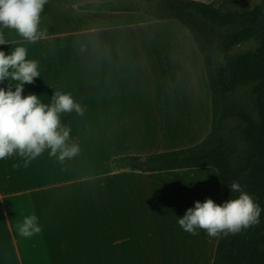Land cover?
Returning <instances> with one entry per match:
<instances>
[{"label": "rangeland", "instance_id": "374dc122", "mask_svg": "<svg viewBox=\"0 0 264 264\" xmlns=\"http://www.w3.org/2000/svg\"><path fill=\"white\" fill-rule=\"evenodd\" d=\"M258 1L237 0L236 7L249 9ZM61 3L63 6L60 2L47 1L40 14L38 31L54 33L53 37L45 40L41 36L35 43L25 39L13 42L22 38L14 29L0 34L10 41L0 45V51L7 55L17 46H23L27 49V59L38 61L39 76L32 84H23L22 96L35 94L45 104L50 103L54 92L64 90L63 82L67 90L76 88L82 81L93 80V72L76 71V66L73 71L70 68L67 72V66L65 72L62 70L65 60L92 56L89 43L80 49H63L62 44L68 38L60 35L62 31L76 27L88 30L93 26L87 19L76 24L72 17H64L67 2ZM157 21L156 25L145 26L134 20L141 24L134 30L139 28L149 33L152 46L148 57L151 61L155 59L150 64L151 70L140 74L141 79L121 86L122 89L130 87L129 91L141 99L135 106L139 112L94 113L87 110L90 107H82V115L62 113L61 125L71 128L66 143L79 146L74 157L61 163L49 157L46 149L26 169L13 168L20 160L18 156L0 160V201L3 200L5 209L3 218L0 213V232L1 219L3 222L5 219L3 227L8 225L13 233L21 264H125L130 260L132 264H210V244H206V256L199 254L200 248L205 247L202 236L207 232L197 229L198 234L193 236L185 232L177 220L198 198L201 202L211 198L222 204L214 168L160 172L146 179L137 176L139 181L124 184L135 185L126 195L125 190L112 199L109 194L110 179L121 178L112 175L113 157L193 145L209 130L210 94L200 54L178 21ZM94 34L100 33L88 31L70 36L69 41L89 40ZM12 83L4 79L0 81V88L14 90L15 82ZM73 99L76 102L77 98ZM119 186L122 185L119 183ZM184 188L186 194L189 192L184 195L185 200L181 194ZM31 214L38 217L42 231L25 238L19 235L16 225ZM109 225L110 233L123 236L120 238L126 243L130 242L128 235H134L143 243L139 249L124 245L119 254L132 256L129 254L134 253L133 250H140L139 253L144 252V256L149 257L97 256L94 239L107 238ZM207 238L215 237L207 234Z\"/></svg>", "mask_w": 264, "mask_h": 264}, {"label": "trees", "instance_id": "16d2710c", "mask_svg": "<svg viewBox=\"0 0 264 264\" xmlns=\"http://www.w3.org/2000/svg\"><path fill=\"white\" fill-rule=\"evenodd\" d=\"M237 0H110L81 8L139 11L176 20L189 33L210 94V128L197 143L112 159L114 169L157 172L212 167L223 201L236 181L264 210V0L238 9ZM210 264H264V211L259 222L219 235Z\"/></svg>", "mask_w": 264, "mask_h": 264}, {"label": "clouds", "instance_id": "9594fccd", "mask_svg": "<svg viewBox=\"0 0 264 264\" xmlns=\"http://www.w3.org/2000/svg\"><path fill=\"white\" fill-rule=\"evenodd\" d=\"M47 0H0V26L14 29L25 40L35 43L43 36L38 31L40 14ZM0 36V44H3ZM39 76L38 61L27 59V49L17 46L10 54L0 51V81L8 79L14 90L0 88V160L18 156L14 169L28 168L32 161L45 150L49 157L61 163L79 152L76 144H67L71 128L61 125L60 114L75 112L83 114L81 105L72 95L57 90L48 104L42 103L35 94L22 96L23 84L34 83ZM229 188L238 193L236 198L222 204L211 198L197 200L193 207L179 216L177 223L187 233L195 236L203 229L211 237L237 234L259 222L261 209L242 186L233 181ZM20 236L30 238L39 234L42 227L35 214L26 215L16 225Z\"/></svg>", "mask_w": 264, "mask_h": 264}, {"label": "crops", "instance_id": "0c3cea01", "mask_svg": "<svg viewBox=\"0 0 264 264\" xmlns=\"http://www.w3.org/2000/svg\"><path fill=\"white\" fill-rule=\"evenodd\" d=\"M47 1L60 2L61 6H63V3L61 2H67V4L65 5L67 11L63 14L64 17L66 18L72 17L73 21L76 24H81L82 21L85 22L87 19L90 22H92V26H93L91 29L88 30L82 29L80 27H76L73 29L67 28L65 32L62 31V33L60 34L62 35V37L68 38V40H66V42L62 44V48L63 49L65 48V50L69 51V49L72 48L80 49L81 47L86 46L85 43H89L88 46L92 48L91 57L89 58L77 57L76 59H72L69 61L65 60L62 63L64 66L62 70L65 72V66H67L66 68L67 72H69L70 68L73 71V67L76 66L75 67L76 71L93 72L92 82L82 81L81 83H77L76 88L74 89L68 88L67 90H66V83L63 82L64 90L62 91L70 93L72 97H76L77 98L76 102L79 103L81 107H90L87 110L92 111L94 113L139 112L138 109H135V106H138L140 104L141 99L138 96H136L134 93H131V91H129L130 87L127 88L124 87V89H122L121 86L125 82L126 85H128L129 82L133 80L141 79L140 74L142 72L145 73L150 71L151 70L150 64L154 63L155 59L151 61L150 58L148 57L149 49L152 46L148 38L149 33L144 30L141 31L139 28L134 30V28L141 26V24L134 22V20L136 21L139 20L140 22H142V25L145 26L156 25L155 23H157L158 21L150 19L144 13L139 11L138 12L137 11H106V10H97L92 8L86 9L80 7L83 4H87L91 2H101V1H110V0H47ZM200 1L208 2L211 0H200ZM9 31L10 29L3 28L2 26H0V34ZM88 31L96 34L97 33L100 34L98 36L94 34L93 38L89 40L69 41L70 36L82 35L83 33H86ZM53 34L54 33L43 32V37H45L46 40L48 38H51L50 36L53 37ZM22 39L24 38L16 39L13 42H21ZM9 42L10 41L4 40V43L0 45H4ZM152 69L153 72H155V67H153ZM202 138H200L197 142H199ZM125 155H135V154H125ZM205 168L208 170L212 169V167H205ZM181 170H185V169H175V170L157 171V172H140L129 169H115L112 171V175L120 176L121 178L116 179L115 181L110 179V183H109L110 198L112 199L113 195L117 196V193H121L123 190H125V195H126V193L128 192L127 190L131 191L132 189H134L135 185L124 186V184L125 183L127 184L128 181L130 180H132V183L139 181L136 180L137 176H143L145 178L155 173L168 172V171H181ZM124 176L129 177V179H127ZM119 183L122 186L118 187ZM4 211H5L4 202L3 200H1L0 201V213L2 215L1 218H3V216L5 215ZM4 222L3 219H1L2 229L0 232V264H21L20 251L16 247L13 233L10 232V228L8 225L3 227ZM11 222H12L11 227L14 230L13 221L11 220ZM120 237L123 236H116L110 233V225H109V232L107 238L101 239V237H98L97 239H94V246H95V250L97 251L96 255L113 257V258L149 257V256H144L145 255L144 252L142 254L139 253L140 250H133L134 253L129 254L132 256H122V254H119L120 252L119 250L122 249L124 245L125 246L131 245L132 249H139L143 245V243L140 242V240H137L134 235L127 236L128 240L130 241L129 243H126L125 239ZM202 237L204 238L205 247L204 249H202V247L200 248L197 245L201 250L199 254L202 256H206L208 249L205 248H208L207 245L210 244L209 249L210 251L212 250V258H213V253L217 243L218 236L215 237L214 239L212 238L211 240L210 238H207V234L203 235ZM117 264H123V263H117ZM125 264H132L131 260Z\"/></svg>", "mask_w": 264, "mask_h": 264}, {"label": "bare ground", "instance_id": "6f19581e", "mask_svg": "<svg viewBox=\"0 0 264 264\" xmlns=\"http://www.w3.org/2000/svg\"><path fill=\"white\" fill-rule=\"evenodd\" d=\"M193 178H194V177H193ZM197 178H198V177H197ZM200 178L202 179V177H200ZM200 178H199L198 180H200ZM195 180H196V179H195ZM203 180H204V179H203ZM205 180H206V179H205ZM200 181H201V180H200ZM200 181H199V182H200ZM196 182H197V180H196ZM201 182H202V181H201ZM192 187L194 188V185H193ZM198 187H199V186H198ZM180 189H181V188H180ZM198 189H200V188H198ZM198 189L196 188V190H198ZM201 189H202V188H201ZM201 189H200V190H201ZM179 191L181 192V190H179ZM184 191L186 192L185 188H184V190H183V193H181V194H183V196H182V195H181V196L184 197L183 199L185 200L186 197H185L184 195H185L186 193H185ZM187 191H188V190H187ZM189 191H190V190H189ZM197 192H198V191H197ZM200 192H201V191H200ZM188 193H189V192H187V194H188ZM187 194H186V195H187ZM201 194H202V193H201ZM190 195H191V194H190ZM183 199H182V200H183ZM204 199H205V198H204ZM189 200H190V199H189ZM198 200H200V198H198ZM201 200H203V199H201ZM203 201H204V200H203ZM175 208H176V207H175ZM176 210H177V209H176ZM181 212H182V211H181Z\"/></svg>", "mask_w": 264, "mask_h": 264}]
</instances>
